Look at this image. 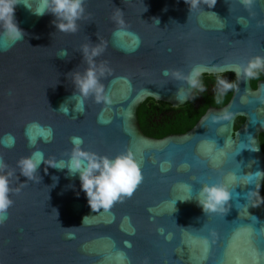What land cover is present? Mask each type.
<instances>
[{
  "label": "water",
  "instance_id": "water-1",
  "mask_svg": "<svg viewBox=\"0 0 264 264\" xmlns=\"http://www.w3.org/2000/svg\"><path fill=\"white\" fill-rule=\"evenodd\" d=\"M23 2L35 11L41 0ZM84 7L76 33L57 31L51 14L37 16L22 3L14 21L24 40L13 43L0 29V157L15 173L13 205L0 223V264H264V81L252 88L235 73L236 65L264 57V0L250 11L240 0H216L212 8L201 0L194 9L184 0H85ZM85 44L106 45L95 62L110 69L101 83L112 103L89 98L81 115L66 76L87 68ZM63 50L69 56L57 58ZM197 64L202 75H234L228 103L208 108L185 134L145 136L140 104L152 99L176 108L195 92L163 70L186 74ZM237 118L243 123L235 130ZM72 137L109 158L133 153L143 182L131 198L92 212L78 175L43 163L40 182L19 174L17 161L33 153L66 160ZM212 184L224 185L231 198L224 211L205 216L196 196Z\"/></svg>",
  "mask_w": 264,
  "mask_h": 264
},
{
  "label": "clouds",
  "instance_id": "clouds-1",
  "mask_svg": "<svg viewBox=\"0 0 264 264\" xmlns=\"http://www.w3.org/2000/svg\"><path fill=\"white\" fill-rule=\"evenodd\" d=\"M184 2L189 5V9H194L201 3V0H184ZM203 2L209 8L214 7L216 4V0H203ZM21 3L37 16L51 14L55 18L53 24L56 30L64 33H76L79 30L78 21L85 14V0H41L40 6L35 11L24 3L23 0H0V29L3 30L4 36L13 43L24 40L25 37V33L14 21L15 6ZM254 3L255 0H240V4L245 10L249 11L252 9ZM212 14L216 16L215 13ZM116 16L120 17L116 19V23L123 25L122 12L118 10ZM156 21L159 23L158 20ZM105 47L106 45L101 46L98 44L83 45L80 53L82 59L87 64V68L83 73L73 71L66 76V79L71 78L70 81L74 89L73 94L69 97V101H75L74 111L81 115L84 111L85 102L89 98L93 99L97 104L110 105L112 103L110 97L105 92L104 85L101 83V78L110 69L106 66V62L100 63L99 66L95 62V58L103 54ZM68 56L67 50H63L57 55V58L65 59ZM202 71L203 67L197 64L192 66L186 74L180 70L164 69L162 75L174 81H182L190 88L203 92L205 88L200 80ZM261 71H264V57L260 56L249 59L245 65L235 66L236 75H243L247 78H256ZM218 84L221 91H227L233 87V84L225 79H219ZM175 99L183 103L187 99V96L183 90L178 89ZM219 102V97H217V103ZM59 111L67 115L68 107L66 104H62ZM50 137L51 130H49V140ZM70 142L73 147L66 154V160L45 161L42 153H33L17 161L16 168L19 169V174L25 177L27 181L40 182L41 178L37 175V170L41 163H43L57 170L66 169L69 176L74 177L78 175L81 190L85 193L88 206L92 212L101 209L105 212L109 211L117 202H123L125 198H131L138 186L143 182L140 164L131 151H126L109 158L105 155L84 150L82 148L83 139L80 137H72ZM30 143L32 142L30 141ZM7 146L11 147L13 145L8 144ZM7 169L8 165L0 157V223L7 220L8 209L13 205V201L10 199V194L13 191L10 187V177L15 173L9 172ZM53 179L56 178L54 177ZM230 198L231 194L226 190L224 185L212 184L204 185L200 188L196 201L206 216L211 213L224 211L223 206ZM190 199H192L191 196L186 200ZM53 210L56 213V220L58 222V213L55 209ZM88 217L85 216L83 218L82 224ZM61 228L65 231H71L78 227ZM159 231L161 234L163 233V229H159ZM126 246L130 247V242H126Z\"/></svg>",
  "mask_w": 264,
  "mask_h": 264
},
{
  "label": "trees",
  "instance_id": "trees-1",
  "mask_svg": "<svg viewBox=\"0 0 264 264\" xmlns=\"http://www.w3.org/2000/svg\"><path fill=\"white\" fill-rule=\"evenodd\" d=\"M219 79L227 80L233 84V87L227 91H221L218 84ZM200 80L205 91L201 92L195 89L192 99L182 106L174 108L169 104L156 102L152 99H147L140 104L136 110V116L143 134L154 139L185 134L196 125L208 108H222L228 103L236 83L232 73L201 75ZM260 80H264V71H261L256 78H250L251 87L255 88L256 83ZM217 97H219V103H217ZM242 123L243 119L237 118L235 130ZM260 141L264 152V135H260ZM260 202H264V182Z\"/></svg>",
  "mask_w": 264,
  "mask_h": 264
},
{
  "label": "flooded vegetation",
  "instance_id": "flooded-vegetation-1",
  "mask_svg": "<svg viewBox=\"0 0 264 264\" xmlns=\"http://www.w3.org/2000/svg\"><path fill=\"white\" fill-rule=\"evenodd\" d=\"M261 81H264V80H261Z\"/></svg>",
  "mask_w": 264,
  "mask_h": 264
}]
</instances>
